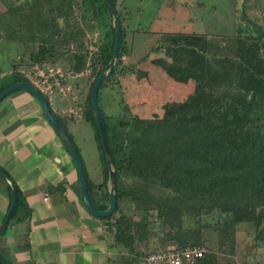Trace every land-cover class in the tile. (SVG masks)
I'll list each match as a JSON object with an SVG mask.
<instances>
[{"label":"trees","instance_id":"1","mask_svg":"<svg viewBox=\"0 0 264 264\" xmlns=\"http://www.w3.org/2000/svg\"><path fill=\"white\" fill-rule=\"evenodd\" d=\"M82 1L86 5L89 4L95 19H105L109 14L113 20L106 0ZM113 2L118 10L116 0ZM60 5L62 4L59 3ZM56 12L54 7L49 10L52 15ZM118 14L123 34L121 53L114 70L100 87L99 99L101 89L108 83L118 81L123 93L126 91L127 95L130 88L127 89L124 82L131 84L135 80L133 83H137L140 90L146 84L149 85L146 92L155 96L152 104L158 106L159 112L154 115L155 110L150 104L141 102L137 96L140 92L138 89L134 100L147 108L145 113L132 111L128 105L124 107L126 117L113 118V128L108 126L103 115L112 154V166L116 173L117 198L114 213L99 219L103 222L107 234L114 236L117 244L131 253L136 251L138 244L146 243L148 246L151 237H154L152 233L156 224L148 218L151 210L149 207L139 209L141 218L138 221L120 220L121 217L117 221L113 220L116 214L120 213V204L128 194H133L136 201H141L131 188L126 189L120 185L123 176L130 174L144 185L156 184L165 196L171 195L151 199V208L158 211L159 244L171 243L176 248L202 246L206 242L205 229L213 228L219 231L245 223L253 225L258 231L257 240L264 241V29L259 25L251 28L243 23L236 26L237 44L240 45L243 41L240 38H243L254 46L253 52L244 56L235 54V47L238 46L236 44L231 47L228 44V35H218L224 36L220 37V42L206 36H187L184 37L185 40L177 39L176 42L159 39L153 50L160 49L159 52L169 54L174 51L172 48L177 47V51L186 54L191 61L195 58L198 64L187 68L179 65L173 67L168 65L166 60L154 58L149 62L156 71H146L138 65L147 61L148 54L137 65L123 62L124 56L132 55V49L127 46V31L123 27L124 21L119 10ZM246 14L245 10L239 8L236 12L240 21ZM104 25L107 26L108 23ZM42 27L47 28V23L42 24ZM71 34L65 43H70L73 39L79 44L77 35ZM32 40H35L34 36ZM54 40L45 37L36 50L31 52L33 66H44L57 62L58 58L66 57L61 50L62 46L55 45L59 42ZM115 42L116 33L112 21L105 43L95 53H90L80 45L67 59V66L74 73L91 71L92 79L85 95L83 116L91 123L96 133L107 183L110 173L91 99L95 83L112 60ZM251 54L252 56H249ZM20 68L22 69L17 64L13 65V80L10 84L0 87V94L15 84L34 85L20 72ZM157 70H160L159 73ZM164 75L168 79L171 78L174 81L171 84L179 89L173 90L179 93L178 97H182L177 102L173 101V96L168 99L164 92L159 90L161 88L155 86ZM141 78L143 81L139 85ZM159 94L163 96L158 98ZM151 112V115H154L152 117L149 115ZM10 189L13 202L14 193L12 187ZM17 189L20 199L11 222H25L32 212L23 193L18 187ZM144 196L149 197L147 192ZM145 197L143 200H150ZM91 199L99 210L109 207V203L96 205L92 196ZM214 216H226L225 223L220 220L216 225L209 223L208 218ZM189 217H192L189 220H195V224L185 228L186 218ZM157 248L147 256L160 252V247ZM196 264L219 262L215 256L205 255Z\"/></svg>","mask_w":264,"mask_h":264},{"label":"rangeland","instance_id":"2","mask_svg":"<svg viewBox=\"0 0 264 264\" xmlns=\"http://www.w3.org/2000/svg\"><path fill=\"white\" fill-rule=\"evenodd\" d=\"M116 2L124 21L123 27L127 31V46L132 49V55L130 57L124 56L123 62L137 65L148 54L147 61L142 62L139 66L140 69L146 71L149 70V61H153L154 58L166 60L168 65L173 67L179 65L187 68L193 64H198L194 57L195 60L192 59L191 61V58L186 57V54L177 51V47L172 48L174 51L169 52V54L159 52L160 49L153 50L159 39H165V42H176L177 39L185 40L187 36L201 38L206 36L220 42V37L224 36L218 35H228L229 39L226 41L233 47L238 42L235 40L238 24L243 23L251 28L259 25L264 29V0H116ZM59 3L62 5L59 6ZM53 7L57 12L52 15L49 10ZM238 8L247 13L241 21L237 17L239 15H236ZM107 15L105 19H95L89 4L86 5L82 0H0V65H5L7 60H12L13 65L17 64L22 67L23 74L27 78L28 75L33 77L32 68L39 64L32 65L31 52L36 50L35 48L40 45L45 37L55 39L54 41L59 42L55 45L62 46L61 50L66 57L58 58L57 62L44 66L62 70L63 78L60 81L64 91L57 90L54 97L57 95V97L65 100L67 115L73 118L79 117L80 113L83 112L89 81L91 82L92 79L91 71L87 70L82 74L74 73L67 66V59L71 52L79 49L80 45L85 47V50H89L90 53H95L105 43L109 24L112 21L114 23L110 15ZM106 22L108 23L107 26L104 25L107 24ZM44 23H47L48 26L45 29L42 27ZM71 33L77 35L79 44H76L73 39L70 40V43H65L69 40ZM33 36L35 40H32ZM62 39L65 40L64 43H61L63 42ZM240 39L243 41L240 45L237 44L238 47H235L237 49L235 54L239 56L243 54L244 56L253 52V43H248L243 38ZM134 81L131 84L124 82L127 89L130 88L127 95L126 91L125 94L123 93L117 82L114 84L115 89L114 92H111V96L114 97L117 104L113 110L116 118L118 116L126 117L124 107H128V105L132 111L137 113L143 114L147 111V108L134 100L135 93L139 89L137 83H133ZM142 81L141 78L139 85L142 84ZM171 82L174 83L171 78L168 79L164 75L155 86L161 88L159 90H162L168 99L173 96V101L177 102L182 97H178L179 93L173 91L179 89L174 87ZM147 86L149 85L146 84L144 88L141 86L143 89H139L140 92L137 96L141 102L150 104L151 108L155 110V115L158 114L159 109L156 104H152V99L155 100V96L152 93L153 97H151L149 92H146ZM105 87L101 89L100 98L104 94L109 97L110 90H106ZM162 96L163 94H159L158 98ZM151 114L153 112L149 115ZM106 121L110 128L115 126V119ZM120 185L126 189L131 188L141 201L145 197V192L149 195L145 199L150 198V200H143L141 203L139 199L138 201L135 200L133 194H128L120 204L122 208L120 213L116 214L113 219L117 221L121 217L120 220L138 221L141 218L140 208L149 207L151 209L148 218L156 224L154 226L156 231L154 230L152 233L154 237H151L148 246L146 243L138 244L134 253L124 248L128 253L125 252L123 257L126 258H122L123 262L119 263L144 264L147 254L160 245L157 242L158 211L151 208L153 207L151 199L166 198V196L171 195L165 196L163 190H160L156 184L144 185L130 174L123 176ZM219 217H209L208 222L216 225L220 220L221 223H225L224 218L226 216ZM190 218L192 217L186 218L185 228L195 224V220H189ZM205 230L207 231L204 237L206 242L202 246L207 251L206 255L215 256L219 264H264V241L257 240L258 231L253 225L245 223L236 227L219 229V231H215L213 228ZM168 244L170 245V243Z\"/></svg>","mask_w":264,"mask_h":264},{"label":"crops","instance_id":"3","mask_svg":"<svg viewBox=\"0 0 264 264\" xmlns=\"http://www.w3.org/2000/svg\"><path fill=\"white\" fill-rule=\"evenodd\" d=\"M11 62L0 65V87L13 80ZM149 70L156 71L151 63ZM114 84L105 87L109 97L99 99L107 120L115 117ZM55 97L49 98L50 106L82 158L90 196L96 205L110 206L112 184L103 171L93 126L83 112L76 118L67 115L65 100ZM0 168L21 190L32 212L25 222H10L2 234L0 254L5 264H119L126 258L124 247L87 211L75 162L44 108L28 91H17L0 104ZM10 187L0 174V228L12 205ZM158 247L159 251L176 248L171 243Z\"/></svg>","mask_w":264,"mask_h":264},{"label":"water","instance_id":"4","mask_svg":"<svg viewBox=\"0 0 264 264\" xmlns=\"http://www.w3.org/2000/svg\"><path fill=\"white\" fill-rule=\"evenodd\" d=\"M106 2L108 3L111 9L112 15H113V20H114L113 25H114V29L116 33V42H115V48H114L112 60L110 64L107 66L105 72L100 76V78L95 83L93 90H92V99H91L94 118L97 123L99 133L101 136V140H102L104 150L106 153V158H107V163H108V168H109V173H110V180L112 184V188L110 191V199H111L110 206L106 210H99L93 204L91 196H90L89 184H88L82 158L76 146L74 145L73 141L71 140L67 130L64 128L60 120L54 115L52 108L50 106L49 99L43 93H41V91H39V89H37L34 85H31L28 83L15 84L0 94V104L7 97L21 90L28 91L33 96H35L37 100L41 103L49 122L55 129L60 139L66 144V147L75 162V165L78 171V176H79L80 183H81L83 203L87 211L91 213L94 217L99 218V219L107 218L111 216L116 210V206H117V198H116V193H115L116 173L112 166V154H111V149H110L109 142H108V136H107V131H106L105 122H104V116H103V113L99 105V92H100V87L102 83L108 78L109 73L113 71L116 66V62L119 59V56L121 53L122 42H123L122 27H121V22H120V17L118 14L117 7L115 3L113 2V0H106ZM0 174H2L7 180L10 181L12 189H13V193H14L12 205L10 207V210L7 214V217L2 227L0 228V239H1L2 234L7 230L14 216V213L18 207L20 195L18 193L16 184L11 180V177L7 173V171L3 168H0ZM0 264H5L1 257V254H0Z\"/></svg>","mask_w":264,"mask_h":264},{"label":"built area","instance_id":"5","mask_svg":"<svg viewBox=\"0 0 264 264\" xmlns=\"http://www.w3.org/2000/svg\"><path fill=\"white\" fill-rule=\"evenodd\" d=\"M33 77L28 79L48 99L54 97L56 91H64L60 68L35 65L32 68ZM203 246H189L185 248H172L165 251L151 253L145 258V264H196L206 255Z\"/></svg>","mask_w":264,"mask_h":264}]
</instances>
